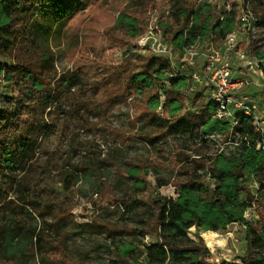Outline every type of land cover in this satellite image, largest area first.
<instances>
[{
	"label": "rangeland",
	"instance_id": "374dc122",
	"mask_svg": "<svg viewBox=\"0 0 264 264\" xmlns=\"http://www.w3.org/2000/svg\"><path fill=\"white\" fill-rule=\"evenodd\" d=\"M162 1L80 0L76 12L58 20L55 9L49 14L38 10L43 33L36 39L42 52L50 55L51 64H43V72L34 71L29 81H22L19 73L18 64H26L23 42L3 49L9 58L0 51L3 108L6 96H18L19 89L40 84L34 88L36 124L21 137L10 138L7 158L13 165L0 161V264H152L149 245L164 244L160 237L164 224L156 200L177 199L178 182L190 177L203 178L215 188L214 172H202V168L211 166L209 159L218 150L225 148L227 157L239 158L235 147L225 145V133H203L202 118L192 131L178 127L168 134L151 126L149 120L157 115L170 118L165 105L174 94L158 92L160 104L153 109L148 98L156 89L140 94L138 85L126 84L149 58L158 56L171 64L169 76L190 78V92L181 90L179 96L184 105L180 116L194 110L193 102L201 105L211 96L210 88L202 83L194 86L187 65H182L167 41L168 30L163 28L162 35L157 31ZM168 1L171 10L176 0ZM204 1L198 0L196 7ZM214 5L219 9L237 6L241 22L247 18L249 27L238 34L231 64L249 77L251 83L242 91L256 86L264 96V72L251 76L247 67L239 68L242 55L258 59L264 52V0H214ZM121 14L138 20L139 35H128V27L119 22ZM17 24L14 31L19 35L22 25ZM209 43L222 45L213 40ZM208 45H200L201 54L194 60L198 65L207 61ZM188 54L185 51L184 57L189 58ZM32 59L34 64L41 62L37 66L42 64L38 52ZM12 65L18 84L7 77ZM195 90L202 95L196 98ZM200 105L194 108L201 113ZM213 112L203 117L214 118ZM148 136H156L154 144L145 139ZM138 166L141 172L136 176L148 182L147 188L134 176ZM257 175L243 177L253 197L244 216L256 230L254 251L248 250L244 222L219 230L193 225L187 237L177 238L182 242L178 247H190L193 239L197 245L203 241L207 251L190 252L193 260L183 264H197L201 257L217 264H256L257 254L264 256V171ZM240 197L250 199L244 191ZM31 239L38 248H31Z\"/></svg>",
	"mask_w": 264,
	"mask_h": 264
},
{
	"label": "trees",
	"instance_id": "16d2710c",
	"mask_svg": "<svg viewBox=\"0 0 264 264\" xmlns=\"http://www.w3.org/2000/svg\"><path fill=\"white\" fill-rule=\"evenodd\" d=\"M197 1L176 0L172 9L168 10L169 1L165 2L164 0L159 7V28L161 31L163 28L168 30L167 41L174 52L179 54L181 61H183L182 65H187V71L202 70L207 63V61H203L198 65L194 62L195 64L193 63V65L184 61V53L187 47L197 44H208L211 40L219 41L223 44L227 36L237 30L242 24L237 6L229 9H219L214 5V1L210 3L209 0H205L196 7L199 4ZM79 5L80 0H0V51L3 53L4 48L13 47L23 42L26 52L24 62L26 64L23 66L21 63L18 64L21 68L19 73L22 81H29L28 79L33 76L34 71L42 73L45 67L43 64H46L47 67H50L51 64L50 55L42 52L41 44L37 40L39 35L43 33L40 31L43 28V23L38 21L37 18L38 10L49 14L52 9H55L57 12L56 20H58L76 12ZM36 7H38L37 10H35ZM19 22L22 25L21 37H19L20 34L17 35V32L14 31L15 25H18L17 23ZM119 22L124 24V27H128L129 36L140 34L137 30L139 22L136 18L121 14ZM165 34L166 32L163 37L166 36ZM28 46L29 50L27 49ZM30 46L34 50H31ZM33 52L36 55L37 52L41 55L42 64L40 66H37V64L41 62L37 61V64H34L32 58L35 54ZM7 53L4 52L3 54L6 58H9L10 54ZM257 57L262 60L260 67L264 72V52L259 53ZM169 70L172 71V66L168 60L163 57L153 56L148 59L147 64H144L139 71L129 76L126 80L127 86L130 84L133 86L138 85L139 87L136 88L140 89L138 90L140 94L148 91V89H156L157 92L148 98V103L149 105L153 104V109H157L160 104L158 92L163 94L172 92L174 94L173 97L166 101L165 105L170 118L157 115L154 119L149 120L150 125L158 130L164 131L165 129L168 134H171L172 129L178 127L192 131L196 128L195 124L201 123L199 120L202 118L203 133L207 135L216 132L225 133V145L235 147L237 150L235 152L239 155V158L227 157L225 148L218 150L209 159L211 166L202 168V172L210 169L214 172L215 176L213 178L218 182L215 188L209 187L203 178L190 177L191 179L178 182L179 196L177 199L163 197L156 200L161 222L164 224V233H160L161 241L164 244L157 241L149 245V261L152 264H167L170 261L172 264L189 263V261L193 260L190 252L200 250L203 253L207 251V248L202 246L203 241H200L201 245H197L193 239L189 240L191 243L190 247L186 249L178 247V243L182 244V242L177 238L187 237L188 229L193 225H197L198 228L204 230H219L236 221L244 222L247 225L248 250H253V234L256 233V230L254 224L249 220L247 221L244 216V212L250 207V200L253 197L248 193L249 191L247 186H245L243 177L247 173L257 175L264 171V149H257L255 144H253V142L260 139L261 134L256 132L252 119L245 115L240 116V122L235 128L227 120L218 118L215 115L213 116L214 118H204L203 115L205 113L216 112L217 106L212 95L204 104L200 105V101L197 103L193 102L192 109L194 110H186L188 112H185V116H180L179 114L183 111L184 105L179 96L181 90L190 92V78L188 76L171 77L168 75ZM15 72L16 70L12 65V70H9L7 77L13 84H18V80L13 76ZM36 83H34L35 89L40 85ZM34 88L30 86L27 89L21 88L19 89L20 95L6 96L5 107L0 112L1 164L7 162L9 166L13 165V162H9L7 158L11 154L10 146L7 145L10 142V138L21 137L23 133L29 132L36 124L35 104L33 105L36 93ZM197 92L198 90H195L192 93L196 94ZM201 95V93H197L196 98ZM196 105H200L201 113L195 110L194 107ZM187 117H190V119H187ZM193 117H196V121L199 122H196ZM145 139L154 144L156 136H148ZM30 144V141L26 143V153L29 151ZM140 172L141 167H136V171L133 172L134 176L138 178L139 184L147 188L148 182L136 176L140 175ZM146 172L149 173L150 170H146ZM243 191L248 194L249 200H241L240 195ZM30 231H33V229H29ZM36 235L38 233L35 232ZM16 243L27 247L24 242L17 241ZM32 247L38 248V245L37 241L33 242L31 239ZM126 253L128 251L125 252V255H127ZM203 259L201 257L196 260L197 264H217L204 261ZM222 264H238V262H223ZM256 264H264L263 255L257 254Z\"/></svg>",
	"mask_w": 264,
	"mask_h": 264
},
{
	"label": "built area",
	"instance_id": "2783aa9c",
	"mask_svg": "<svg viewBox=\"0 0 264 264\" xmlns=\"http://www.w3.org/2000/svg\"><path fill=\"white\" fill-rule=\"evenodd\" d=\"M213 1L210 0V2ZM243 19L241 26L227 36L221 47H215L208 43L207 63L202 70L195 69L188 70V72L189 76L193 77L195 81H193L194 86L197 82L210 88L212 98L217 106L215 116L227 120L233 128L239 124L241 115L252 119L256 132L261 134L260 139L253 142V144L257 149H264V99L242 91L243 87L250 85L249 77L236 68L234 69L231 64L232 54L236 51L238 45V34L249 27L247 18L244 17ZM156 27L157 31L160 32L158 20ZM199 48L200 44L187 47L185 51H188L190 57H184V59L193 63L195 58L201 54ZM245 57L244 55L240 57L243 59V63L239 68L242 66L247 67V72L251 76L262 71L260 67L262 60L256 57L253 59ZM2 100L0 97V112L3 109Z\"/></svg>",
	"mask_w": 264,
	"mask_h": 264
},
{
	"label": "crops",
	"instance_id": "0c3cea01",
	"mask_svg": "<svg viewBox=\"0 0 264 264\" xmlns=\"http://www.w3.org/2000/svg\"><path fill=\"white\" fill-rule=\"evenodd\" d=\"M256 86H250L248 87L247 89H245L244 91L247 92V93H250L254 96H258L260 98H263L264 99V96H262L263 94V91L261 92V89L260 88H255ZM234 262H237V261H234Z\"/></svg>",
	"mask_w": 264,
	"mask_h": 264
}]
</instances>
